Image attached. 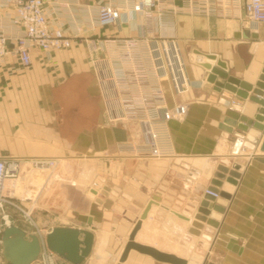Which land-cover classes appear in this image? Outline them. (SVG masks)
Listing matches in <instances>:
<instances>
[{
  "label": "crops",
  "instance_id": "0c3cea01",
  "mask_svg": "<svg viewBox=\"0 0 264 264\" xmlns=\"http://www.w3.org/2000/svg\"><path fill=\"white\" fill-rule=\"evenodd\" d=\"M231 11L230 17L179 15L163 32L178 41L191 82L179 94L170 80L165 83L169 104L189 108L183 120L170 122L173 153L166 158L122 151L121 144L142 141L140 126L106 120L84 43L50 53L36 50L29 69L12 74L6 72L10 66L0 69V156L54 158L76 167L72 186L79 203L68 209V200H61L59 218L65 223L42 231L65 227L93 233L83 264H170L135 250L121 262L150 204L135 243L188 264H264V132L228 130L242 117L254 119L259 105L216 91L204 66H216L208 58L214 55L240 81L255 85L264 76V24H252L240 8ZM9 63L18 67L14 59ZM239 139L255 148L241 146L236 152ZM235 165L240 168L233 183ZM14 187L9 181L6 194L19 201ZM208 189L219 197L202 221L198 216Z\"/></svg>",
  "mask_w": 264,
  "mask_h": 264
},
{
  "label": "built area",
  "instance_id": "2783aa9c",
  "mask_svg": "<svg viewBox=\"0 0 264 264\" xmlns=\"http://www.w3.org/2000/svg\"><path fill=\"white\" fill-rule=\"evenodd\" d=\"M237 8L252 24H264V0H0V69L10 66L6 69L9 74L29 69L36 50L50 53L68 50L75 42L84 43L106 120L140 126L142 141L123 143L122 151L166 158L173 153L170 122L183 120L189 108L187 104H169L165 83L170 80L179 94L191 82L178 41L163 32L173 28L179 15L230 17L231 10ZM108 29L115 32L105 33ZM10 59L18 67L11 66ZM58 166L56 159L0 156V215L5 220L1 232L9 225L18 226L11 221L8 224L10 207L26 215L6 194L7 183L18 181L24 168L53 173ZM206 194L219 197L209 190ZM26 233L37 235L42 245L32 264H70L48 248V232L37 227ZM0 264H8L1 240Z\"/></svg>",
  "mask_w": 264,
  "mask_h": 264
},
{
  "label": "water",
  "instance_id": "95a60500",
  "mask_svg": "<svg viewBox=\"0 0 264 264\" xmlns=\"http://www.w3.org/2000/svg\"><path fill=\"white\" fill-rule=\"evenodd\" d=\"M208 58L212 61H216V66L211 67L209 64L204 65L211 71V75L208 77V81L213 83L215 90L218 92H228L229 97L236 95L237 97L245 100H250L252 103L259 105V111L255 115L254 119H248L246 117L241 118V123L236 124L235 121L230 123L228 130L233 133L234 127H237L239 131H249L252 127L257 132H264V76L255 84H249L239 79L229 76L225 70L227 69L226 63L217 59L214 55H208ZM219 78V79H218ZM252 93V94H251ZM239 139L236 145L241 143ZM242 144V143H241ZM243 146L251 149L255 148L253 143H243ZM260 151L264 153V137L260 144ZM240 166L235 165L234 171L231 173V182L236 183L235 178L238 177L236 171ZM222 171H226L222 169ZM223 177L222 175H218ZM210 192L219 194L215 189H208ZM216 197L210 194H206L205 201L202 203V217L198 216V219L204 221L205 216L210 213L206 208L213 209ZM151 208V204L145 210L141 221L136 225L130 239L125 247L121 262H124L131 250L138 251L139 253L147 254L159 261L170 264H188L187 260L176 257L174 255L162 253L150 247H146L134 242L137 232L142 226V221L146 219L147 214ZM185 218V217H184ZM188 220L187 218H185ZM91 224V223H90ZM81 235H84V239H80ZM2 241V254L8 264H32L35 262L41 252L42 245L37 235L27 234L22 228L16 225H9L1 232ZM94 235L93 233L82 230L79 228H65L57 227L53 228L46 235V243L50 250L55 252L65 261L70 264H83L89 257L93 248Z\"/></svg>",
  "mask_w": 264,
  "mask_h": 264
},
{
  "label": "rangeland",
  "instance_id": "374dc122",
  "mask_svg": "<svg viewBox=\"0 0 264 264\" xmlns=\"http://www.w3.org/2000/svg\"><path fill=\"white\" fill-rule=\"evenodd\" d=\"M56 160L59 161L58 159ZM75 169L76 167L73 166L67 168L65 164L61 166L60 161L58 168L53 173L38 170L30 171L24 168L25 171L22 177L18 181H13L15 184L14 193L21 197L22 200H14L13 202L25 212H31V217L36 222V225L32 224L29 217L16 207L8 209L12 215L10 221L15 222L27 232H35L37 227L41 230H49L51 227L65 223L59 218V210L64 204L63 202L60 204V201L68 200L65 203L68 209H74L73 207L79 203V193H77L76 187L72 186L74 183L77 184V180L73 178L76 172ZM27 175L28 177H26ZM30 179H35L34 184L30 182ZM42 186L45 187L36 196V192ZM14 193V199H16ZM4 222L5 220L0 215V240L1 226Z\"/></svg>",
  "mask_w": 264,
  "mask_h": 264
},
{
  "label": "bare ground",
  "instance_id": "6f19581e",
  "mask_svg": "<svg viewBox=\"0 0 264 264\" xmlns=\"http://www.w3.org/2000/svg\"><path fill=\"white\" fill-rule=\"evenodd\" d=\"M242 143V144H241ZM239 145H236L235 146V148H234V150L237 152V151H239V149L241 148V146H243V141L241 142ZM48 182V181H47ZM47 182H46V184H47ZM49 183V182H48ZM45 186H42V187H40V189H38V191H37V195H38V193H40L41 192V190L44 188ZM36 195V196H37ZM31 212H26V216L27 217H29V220H30V222L32 223V224H34V225H36V223H35V221L33 220V218L31 217ZM10 223V220L8 219V224ZM191 264H195V263H193V262H191Z\"/></svg>",
  "mask_w": 264,
  "mask_h": 264
}]
</instances>
